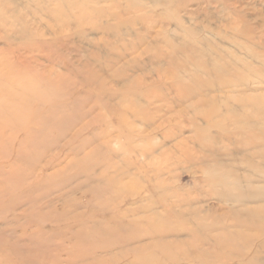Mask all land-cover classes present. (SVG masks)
Wrapping results in <instances>:
<instances>
[{
    "label": "rangeland",
    "instance_id": "374dc122",
    "mask_svg": "<svg viewBox=\"0 0 264 264\" xmlns=\"http://www.w3.org/2000/svg\"><path fill=\"white\" fill-rule=\"evenodd\" d=\"M0 1L5 2L4 5H0V181L5 182L7 184V189H9L5 192V196L0 198V202L3 200H10L13 203V205H9L8 203V210H0V231L5 232L7 237L6 239L0 237V242L6 240L8 243V246L0 245V264H20L18 258L11 251L13 248H18L24 252V254H35V262L39 264L41 260L53 258L49 253L47 256L43 257L42 254L43 251L46 250V247H49L53 253L57 252L56 257L55 254H53L56 264H73L69 263L70 260H74L70 259L67 253L71 251H74V253L78 252L79 248H77L75 242L82 236L81 241L87 240V243L92 248L104 249L102 253H98V259L96 258L99 260V264H149L150 261L155 259V256H162L161 249L156 248L157 245H155V250H151L150 248L148 251L144 252L129 251L127 248L123 250V243L117 242V240H120V237L114 234L116 232H113V235H110L108 238L105 237L101 239L99 235L91 231L92 229L90 226H93V224L88 223V220L84 223L89 227V230L83 228L81 223L71 219L74 215L86 214L89 210L97 208V210L101 209L105 212V220H103V222H108L111 220L110 217L112 216L108 209H112L115 205L116 196L109 198L102 197L99 199L96 193V183H87L81 187L82 190L72 194L69 191L70 186L61 185L60 179L62 177H72L79 171L77 170L76 163H79L81 167L94 165L102 156L101 154L100 156L92 155L87 158L96 150L94 149L96 146L88 142V140L93 137L95 131H91L81 138L72 141L71 146L62 148L71 138L68 134L70 125H72L76 115L81 114L85 105H96L95 113L87 118V121L95 122L96 127L97 125L99 127L103 125L104 122L109 121L117 123V118L116 116L113 118V115H108L103 111L104 107L102 102L106 104L108 98L104 97L103 100V97L99 96L100 85H87L85 90L79 92L77 96L70 97V92L67 90L69 87L68 85H60L56 88L49 87L46 83L42 84V82L39 81V75L36 73H34V76L33 73H26L25 75V72L21 73L20 71L18 74V72L12 73L9 71L15 68L11 65L14 61L13 51L17 50L23 53V44L26 40L21 34L24 23L12 18L11 15H13V12L20 14L22 20L26 21L34 30L39 32L40 38H36L38 42L45 41L52 43L56 41H66L67 47L59 53L64 56L67 61L78 66V78L75 79L73 76L71 77L74 82L77 80L85 84L87 75L82 72L81 64L89 63L95 67L97 73L104 75L103 78L109 76L106 78V80H109V87H117L120 78L112 73L106 74L103 70L106 59L115 55L106 46L110 44L118 46L120 52L129 47L127 51H123L127 56L126 63L121 67L124 74L135 78L140 77L145 82L149 83L150 81L152 82L153 78H157L159 70L163 72L161 77L162 82H157L156 86H152L151 89L149 87L148 89L152 92V101L154 100V95L160 93L161 90L165 92V98L168 97V101H166L168 103L165 104L164 102L159 105L162 114L155 115L152 123L157 122V125H159L161 122H164V118L166 117H168V121L164 122L160 130L152 132L151 129L149 130V128L146 127V124H143L140 119L136 118L135 108L131 104L137 99L141 104L146 105L145 98L141 96L142 92L146 91V89L142 87H133L130 92L126 93L128 94V99L122 103V108L127 122L136 124L134 126L132 125L133 130L139 131L137 134L144 131L146 133L145 135L142 133V136L148 137H146L144 141H136L134 143H129L125 139L120 140L119 143L115 142L113 144L114 152H112V164H115L119 172L127 169L128 163L131 164V174H134V176L132 175L129 177L131 180L127 178V181L130 182V186H128L130 189L128 188L126 194L128 197L134 195L146 197L148 193L145 194V192L149 189L151 184L148 177H151V180H153L156 178V171L159 170L165 173L163 179L168 180L170 183L171 181L173 182L172 184L174 185L171 184L172 187L180 184L186 188L191 198L185 195L181 197V200L184 199L185 201L195 202V206L202 207L201 209L204 210L202 213L207 212L211 217H215L216 219L224 218L223 221L225 224H221L223 222L219 223L220 226L217 224L216 227L218 230L207 239L202 236L204 234L203 232H201L202 235L200 234L194 237L190 228L198 230L200 226L196 223L189 226H186L182 222L166 224L163 228L169 231H178L179 237L189 243L184 249L168 251V255H175L179 252L178 256L182 257L189 249H192V252L197 251L199 246V249H203L211 255H217V258L213 257L205 258L203 261L200 260L198 262L199 264H243V261H239L237 258L235 261L231 262L230 260L235 258V256H231V252L232 255L233 253L238 254L242 252V250L244 252V250L247 249V245L249 247L250 244L251 246L254 244V248L259 246V242L253 243L251 238H249L248 241V237L258 234V228L261 226V221L264 218V200L246 204L247 207L251 209L257 208V210H261V212H259V217L258 215H249L245 213H239L237 215L234 213L237 205L233 202L222 200V197L216 193L221 187L219 184H215L219 181L218 177L212 179L211 175L204 174L200 171V167L196 162H190V158L197 159L201 152L207 149L202 147V144L208 143L205 141L206 135L201 136L192 131L189 121L190 118H194L200 125H206L207 122L211 121L221 122V126H216L209 130L208 136L210 139H215L219 144L216 146L227 149L229 153H233L234 156L238 158L247 156L248 150L251 149L248 139L250 136L253 137V135H258L259 132L254 130H241L239 125L229 120V117L234 116L231 115L232 110L243 113L241 106H245V110H254L256 107L255 96H258L264 107V67L261 76L245 71L243 66V63H248V66H253L255 69L256 66L260 65L258 64L257 58L251 53L250 46H253L254 49L261 53L263 55L262 59L264 60V40L256 39L254 40L256 45H253V41L248 40L247 36L239 35L231 31L226 20L228 13L240 10L246 14L247 20L254 28L264 31V0H227L229 3L228 7L222 6L220 2L213 4L205 3L202 5L191 3L189 5L188 10L194 12H192L194 14V20L191 21V24H189V22L186 23V27L199 30L200 37L207 38L221 50H228L232 55H236L239 62H236L234 65H237L238 71H240L237 76H240V80H242L241 83H245L243 85H247L244 88H238V93L234 95L228 94L227 97H225L226 94H219V97L222 96L223 98H219L217 101L202 107V111H204L197 114V116L193 115L194 110L189 107L190 105L187 107H180V104L176 101V92L173 85L176 83L178 69L177 67H171V69H169L170 67L168 64L172 62L173 52L168 44L170 42L179 44L178 41L181 33L179 31H177L178 33L174 32L177 28L175 23H167V14H165L162 7L156 3V1L160 0H145V4L148 6L147 13H138V11H133L131 13L126 12L125 9L127 8V4L124 2H121L119 8L112 7L107 4V2H103L101 5L105 8L107 7L113 16L121 13L123 20L118 21L106 15L97 17L96 20H93V23L89 20L85 22L83 26L78 25L72 17L69 18V21H65L64 24H61L42 4H38L36 0ZM76 1L78 2V0ZM161 1L165 2V0ZM80 2L81 4H85L84 0ZM51 6V8L56 7L55 4ZM187 14L190 13L186 11L181 15L184 20H188ZM161 21H165L166 24H162ZM163 25L167 27L169 33L162 34L161 26ZM106 27L112 28V31L106 35L97 31L99 28ZM119 34L123 35L121 39L117 37ZM100 39L103 41L93 44ZM234 42L245 44V47L249 50L232 45ZM123 44H125L124 47ZM159 54L161 55V59L158 57ZM31 56L42 60L45 65H48L43 59L45 57L44 54L32 52ZM206 58L210 60L208 57ZM227 59L231 60L230 57H227ZM179 60L182 62V60L186 59L181 55L179 56ZM55 68L62 73H66L65 69L60 67ZM187 69L190 72L193 70V68L189 66ZM259 77L262 78L259 79ZM202 78L208 81L207 83L216 80L214 77L209 78L204 75H202ZM244 80H249L250 82L246 83ZM38 81L41 84H39ZM32 83L33 89L28 91V93L32 92L34 89V91H36L39 88L38 91L35 93L33 91L31 94L32 97H30L31 95L28 93H26L27 95L21 94L22 87L26 84L32 85ZM70 84L74 85V83ZM74 86H70V88H74ZM244 89H246V93L243 91ZM90 90L93 92V97L91 98L88 97ZM13 92L15 93L14 95ZM168 92L172 95H168ZM33 95L39 97L40 100L43 98L46 101V108L52 107L58 102L63 104L66 103L65 109L58 108L59 110H55L56 112L53 114L44 113L41 110L43 103H40V100ZM32 98L35 99L32 100ZM117 102L121 104L120 101H116L113 104H117ZM170 108H173L175 113L169 112L173 110H170ZM176 110H183L184 114L178 118L176 116ZM100 113H102V119H105V121L101 123L98 121ZM213 114H216L215 116L220 115V117L213 119L210 117ZM163 115L164 117H162ZM239 120L241 119L239 118L238 121ZM238 121L236 120L235 122ZM45 122L54 123L59 128H53L52 130L45 129L42 131L41 126L45 125ZM262 127L264 128V123ZM166 133L178 136L179 140L185 139L190 148V152L188 154H183L184 152L182 149L173 148V143L175 144V142L169 143L168 140H165ZM114 135L115 133H113L112 137ZM115 140L116 136L114 141ZM168 148L170 149L167 154H155V157L153 156V158L148 161L149 164L142 167L132 166L138 154L146 151L152 152L154 149H163L160 151L162 153L164 150H168ZM81 149L82 151H80ZM16 150L21 151V158L17 157L19 151L17 152ZM2 156H4V158ZM223 158L226 157L223 156ZM11 161L13 165L10 164ZM46 163H52V166L44 170L42 174L37 173L39 181L42 183H34L32 180V172L38 171L40 167ZM9 166L13 167L10 168ZM16 169H21L24 173L27 194L13 201L17 194L14 189L18 187L15 188L16 185L14 184L18 185L19 183L16 182L22 178V172L19 173ZM168 170L170 172H168ZM244 173H246V170L241 168L239 174ZM248 174L251 175L252 173L249 171ZM83 179L84 178H81L80 181H83ZM211 180H214L212 182L213 185L207 182ZM0 193H2L1 190ZM60 194L61 196L58 197ZM68 199L78 201L80 207L74 205L71 206V208H65L64 203L65 200L68 201ZM51 201H54L55 206L53 208L47 206ZM237 209L239 210V208ZM213 222L214 221L209 220L206 224H212ZM114 228L116 227L113 225V231L115 230ZM225 228L231 233L232 231H234V233L237 231L241 234L239 235V233H237L239 237H237L236 234V236L233 235L235 240L229 239L231 233L228 234ZM145 229H149V226L145 227ZM132 231L133 229L129 230L127 233L130 235ZM23 232H28L29 235L34 233V235L39 236L31 237L33 239V241H31L30 238L27 239L21 236ZM225 232L229 236L226 235ZM225 236L228 237H226L228 240H225ZM236 237L238 239L241 237V239H239L240 241L237 240ZM204 240H206V242ZM223 240L226 242H223ZM232 242L238 245V249L240 250L237 251V248L235 250L237 246ZM230 243H232L233 247ZM227 244L230 245H228L229 248ZM230 247L234 249L231 248L230 250ZM220 252L223 253L220 254ZM227 255L228 257L226 258ZM263 255L264 254L261 253L262 264H264ZM227 259L230 260L226 261ZM93 262V257H89L86 262L81 261L76 264H92ZM186 264L188 263L186 262Z\"/></svg>",
    "mask_w": 264,
    "mask_h": 264
},
{
    "label": "bare ground",
    "instance_id": "6f19581e",
    "mask_svg": "<svg viewBox=\"0 0 264 264\" xmlns=\"http://www.w3.org/2000/svg\"><path fill=\"white\" fill-rule=\"evenodd\" d=\"M80 1L81 0H78V2L76 0H36L38 4L40 5L42 4L43 7H45L46 10L49 11V13L53 15L57 19V21H59L61 24H64L65 21H69V18L72 17L73 20H75L77 24L80 26H83L84 23L88 22L89 20L91 21V23H93V20H96L97 17L106 16V15L109 17H113L118 21L123 20L121 17V13L115 14L113 16V14L110 13L107 7L105 8L104 6L101 5L103 2H107V4H109L110 6L116 8H119L121 2H124L127 4V8L125 9V11L129 13L133 11H138V13H147V9H148V6H146L145 4L146 2L145 0H84L85 4H81ZM217 2L218 3L220 2V4H222V6L224 7L229 6L227 0H214V1L165 0V2L161 0L156 1V3L160 7H162V9L165 11V14H167L166 15L167 23L173 22L176 24L177 28L176 30H174V32L178 33L177 31H179L181 33V36L179 35L180 36L179 37L180 39L178 41L179 44H173L172 42L168 44V46L172 49L173 52L172 62L168 65L170 67L169 69H171V67H177L178 69V73L176 76V83L175 85H173L176 92V101L178 102V104H180V107H187L190 105L189 107L194 110V114H193L194 116H197V114H200L201 112L204 111V110L202 111V107H205L208 104L217 101L219 98L222 99L223 97L222 96L219 97L220 96L219 94H226L225 97H227L228 94H233V95L237 94L239 91L237 90L238 88H244L245 86H247V85H243L245 83H241L242 80H240V76H237L240 71H238L239 69L237 65H234L236 62H239V59L236 55H232L228 50L227 51L221 50L220 48L212 44L210 40H208L207 38L200 37L199 30L191 27H186V23L189 22V24H191V21L194 20L193 19L194 12L192 10H188V7L191 3L202 5L205 3L213 4ZM4 3H5L4 1L3 2L0 1V5L2 4L4 5ZM52 4H55L56 7L58 8L56 7L51 8ZM186 11L190 13L187 14L188 17L187 19L190 21L184 20L181 16ZM12 14H13L11 15L12 18H15L17 21L24 23L21 34L24 36V39L26 40L23 44L24 45L23 53L17 50H16L17 52L13 51L14 61L11 63V65L15 68L9 70L10 72L12 73L18 72L19 74V72L21 71V73L25 72V75L26 73L27 74L36 73L37 75H39L38 77L39 81L42 82V84L46 83V85H48L49 87L51 86L56 88L59 87L60 85H68L69 87L67 90L70 92L69 95L70 97L77 96L79 92L85 90V87L87 85H91V86L100 85L99 96L103 97V100L104 97L108 98L106 104L105 102H102L104 107L103 111H105L106 114L108 115L111 116L113 115L112 116L113 118H115V116L117 118V123H113V121H109V122H104L103 125H100L99 127L97 125L96 127L95 122L87 121V118L93 113H95L96 105H89V106L85 105L83 109L81 108L82 109L81 114L76 115L72 125H70L68 134L71 136V138L67 143H65L62 146V148L71 146L72 141L81 138L83 135L90 133L91 131H95V133L92 132L93 137L90 138L88 142L91 145H95L96 147L94 149L96 150H94L92 154L87 158L91 157L92 155L100 156L101 154L102 156L101 159L99 161H96L94 165L81 167L79 163H76L77 170L79 171L76 172V174L73 175L72 177L71 176L62 177L60 179L61 185L70 186L69 191L72 194L75 193L76 191L82 190L81 187H83L87 183L88 184L96 183L97 184L96 193L99 199H101L102 197L109 198L116 196L115 205L112 207V209H108L110 214L112 215L110 217L111 220H109L108 222H103V220H105V215H104L105 212L101 209L97 210V208L89 210L86 214L74 215L72 216L71 219L81 223L83 228L89 230L88 229L89 227H87L86 224L84 223L86 220H88V223L93 224V226H90L92 229L91 231L99 235L101 239L105 237L108 238L110 235H113L112 234L113 232H116L114 234L120 237V240H117V242L123 243L122 244L123 250L127 248L129 251L144 252V251H148L150 248L151 250H155V245H157L156 248L161 249L162 256L161 257L158 255L155 256V259L150 261L149 264H186V262L188 264H192L196 262L198 263L200 260L203 261L205 258H213V257L217 258V255H211L210 253L204 251L203 249H199V246L197 248L198 249L197 251L192 252L191 251L192 249H189L188 251H186L185 254L182 255V257L178 256L179 252L176 253L175 255H168L167 254L168 251L184 249L185 247L188 246L189 243L186 240H182L179 237L180 235L178 231H169L163 227L166 224H171L174 222L177 223L182 222L186 226L196 223L200 226L198 230L190 228V231L194 234V237L199 236L201 232H203L204 234L201 235L205 239H207L208 237H211L215 231L218 230L216 227L217 224L219 225L220 222H223L221 224H225V222L223 221L224 218L216 219L215 217H211L209 216V214H207V212L202 213V211L204 210L201 209L202 207H198L197 205L195 206L194 204L195 202L185 201L184 199L181 200V197L185 195L191 198L186 188H184V186L180 184H177L176 186L172 187L171 184L173 182L171 181L170 183L168 180L163 179L165 173L159 170L156 171L155 173L156 178H154L153 180H151V177H148V180L151 182V184L149 189H147L145 192V194L148 193L146 197H141L137 195L128 197L126 194L129 188L128 186H130V182L127 181V178L131 177L132 175L134 176V174H131L132 172V169L130 168L131 164L128 163L127 169L122 170L120 172L116 168L115 164H112L113 161L112 152H114L113 144L115 142L119 143L120 140L125 139L129 143H134L136 141L139 142L144 141V139L148 137V136H142V133L144 135L146 133L144 131H141V133L137 134V132L139 131L133 130L132 125L134 126L136 124L135 123L130 124L127 122V119L124 114V110L122 108V103H124L128 99V94L126 93L130 92V90L133 87H137V88L142 87L146 89V91L142 92L141 95L142 98L143 97L145 98L146 105L141 104L137 99H135V102L131 104L135 108L136 118L140 119V121L143 124H146V127L149 128V130L151 129L152 132L155 130L156 131L160 130L164 122L168 121V117H166L164 118V122H161V124L159 125H157V122L152 123L153 117L155 115L162 114L161 107H159V105L164 102L165 104L168 103L166 102L168 101L167 99L168 97L165 98V92L161 90L160 93L154 95V100L152 101L151 100L152 92L151 90L148 89L149 87L151 89L152 86H156L157 82H162L161 77L163 72H160L159 70L157 73V78L156 79L153 78L152 82L150 81L149 83L145 82L140 77L135 78L127 74H124L121 67H123L124 64L126 63L125 61L127 59V56L123 53V51H127L129 47L123 49V51L120 52L118 46L110 44L106 46L115 55L112 57H108L106 59L105 64L103 65V70L106 72V74L112 73L116 77L120 78L117 87L115 88L109 87V80H106V78L109 76L103 78L104 75L97 73L95 67H93L89 63L81 64L82 72H84L87 75L85 84H83V82H78L77 80L76 82H74L72 81L73 79H71V77L73 76V78L75 79L78 78L79 75L78 66L67 61L64 58V56H62L59 53L65 50V48L67 47L66 41H56L52 43H48L45 41L38 42L36 38H40L39 32L34 30V28H32L31 25L27 24L26 21L22 20L20 14H18L17 12H13ZM226 21L231 31L239 35L247 36L248 40L253 41V45L254 44L256 45V43L254 42V40L256 39L264 40V31L259 30L258 28H254L251 25V23L247 20L246 14H244L242 11L235 10L233 12L228 13ZM161 23L166 24L165 21H161ZM97 31H99V33L103 35H106L107 33L112 31V28L111 27L99 28L97 29ZM161 32L162 34L169 33L165 25L161 26ZM117 37L118 39H121L123 35L119 34L117 35ZM102 41L103 40L100 39L97 42H94L93 44H97ZM232 45L249 50L247 47H245L246 46L245 44L243 45V44H239L238 42H234V44ZM124 46L125 44H123V47ZM250 48H251L250 49L251 53L257 58L258 64L260 65L256 66V68L254 69L253 66L249 65L250 66L249 67L248 63H243L245 71H249L250 73L259 74L262 76V70L264 67V60L262 59L263 55L259 53L256 49H254L253 46L252 47L250 46ZM32 52H40L44 54L45 57L43 59L45 60V62H47L48 65H45L42 62V60L31 56ZM181 55L184 56L186 60H182L181 62L179 60V56ZM158 57L159 59H161L160 54L158 55ZM206 57H208L210 60H208ZM227 57H230L231 60L230 59L228 60ZM188 66L190 68H193V70H191L192 72H190L187 69ZM55 67L57 68L60 67L62 69H65L66 73L60 72ZM202 75L208 76L209 78L214 77V79L216 80L207 83L208 81L203 80ZM260 78L262 77H259V79ZM245 81L246 80H244V82ZM248 82L250 81L249 80L246 81V83ZM70 83H74V85L76 84L77 85L74 86ZM29 84H26L22 87L21 94L27 95L26 93H28V91H31L33 89L32 87L33 83L32 85ZM70 86L72 87L74 86V88H70ZM38 89L36 91H38ZM245 90L246 89H244L243 91L245 92ZM33 91L28 94L31 95ZM36 91H34V93ZM14 94L15 93L13 92V95ZM168 95L171 96L172 94H169L168 92ZM33 96H35V98L37 97L36 95ZM30 97H32V95ZM88 97L89 98L93 97V92L91 90L89 91ZM37 98L39 99V97ZM254 98L256 103V107L254 110L252 109L245 110L246 107L241 106L243 113L232 110L231 115H234L235 117L231 115H230L231 117H229V120L239 125V128L241 130H249V131L254 130L259 132L258 135H253V137L250 136V138L248 139V143L250 144L251 149L248 150L249 152L247 156L238 158L234 156L233 153L232 154L229 153L227 149L219 148L218 146H216L219 144L215 139L213 138L210 139V137L208 136L209 130L215 128L216 126L218 127L221 126L222 124L221 122L219 123V122L211 121V122H207L206 125H200L196 122L194 118H190L189 125H191L192 131L201 136L206 135L205 141H207L208 143V144H202L203 146L201 145L202 147H205L207 149H205L204 152H201L200 156H198L197 159L190 158V162L192 161L196 162L197 165H199L200 167L199 168L200 171L203 172L204 174L211 175L212 179L218 177L219 181H217L215 184H219L221 187L218 189V191H216V193L222 197L221 198L222 200L231 203L233 202L237 205V207H235L236 210L234 211V213H236L237 215L239 213L258 215L259 217V212H261V210H257V208L251 209L246 205L264 200V128L262 127L264 123V107L262 105V101L258 98V96H255ZM34 99L32 98V100ZM41 100L40 103H43L41 106L42 107L41 110L42 112L48 114L55 113L56 112L55 110L57 111L59 110L58 108L65 109L66 106V103L63 104L57 102L52 107L50 106L49 108H46L47 107V105L45 104L46 101L43 98ZM116 101H120L121 104L119 102H117V104H113ZM171 109L173 108H170V110ZM169 112L175 113V110L173 109L172 111ZM101 114L102 113L99 114V117L101 118V119L99 118L98 120L99 123L105 121V119H102ZM183 114H184L183 110H179L176 112V116L178 118ZM215 115L216 114H213L210 117H212L213 119H215L216 117H220V115L217 116ZM162 117H164V115ZM64 118L62 119L65 120ZM239 118L241 120L238 121ZM236 120L239 123L235 122ZM53 128L57 129L59 127L51 122L48 123L45 122V125L41 126L42 131L45 129L52 130ZM182 130L181 133L183 134ZM113 133H115V135L112 137ZM173 135L174 134L169 135L166 133L165 140H168L169 143L175 142V144L173 143L174 145L173 148L182 149V151L184 152L183 154H188L190 152L189 151L190 148L188 146V143H186L187 141H185V139L179 140L178 136L176 135L173 136ZM115 136H116V140L114 141ZM169 149L170 148H168V150H164L165 152L163 151L162 153L160 151H162L163 149H154L152 150V152L146 151L144 153H140L136 156L135 162L132 164V166L134 165L136 167L138 166L142 167L144 165H147L149 164L148 161H150L155 154L157 155L167 154L169 152ZM80 151H82V149ZM21 156H22L21 151H19L17 157L21 158ZM223 156H225L226 158H223ZM2 157L4 158V156ZM10 164L13 165L12 161ZM50 166H52V163H46L42 165L38 171L36 172L33 171L32 172L33 182L37 184L42 183L39 181V176L37 173L42 174V172L48 169ZM9 167L11 168L13 166H9ZM241 168L245 169L246 173L239 174V170ZM17 171L19 173L22 172L21 169ZM249 171L252 173L251 175L248 174ZM168 172L170 171L168 170ZM21 177L22 178H20L19 181L16 182L19 184L18 185L14 184L16 185L15 188L17 186L18 187L17 189H14L17 192V194L14 197L13 201L27 194V188L25 185V177L23 172L21 173ZM81 178H84L83 181H80ZM213 181L214 180L207 182L211 183L210 185H213L212 184ZM4 183L5 182L0 181V190L2 192L0 193V198L4 197L5 192L9 190L7 189V184ZM61 194L58 195V197H60ZM8 203L9 205H13V203L10 200L1 201L0 210H8ZM64 204H65V208H71V206L74 205L80 207L79 202L73 199H68V201L65 200ZM47 206L53 208L55 206L54 201H51V203L48 204ZM237 208H239V210ZM209 220L214 221L213 223L215 225L213 223L206 224L208 223ZM113 225L116 227L114 228L115 229L114 231L112 230ZM260 225L261 226L258 228L259 230L257 231L258 234L256 236L248 237V241L249 238H251L253 243L259 242V246L257 248H254V244L252 246L250 244L249 247L247 245V249L244 250V252L242 250V252L238 254L233 253V255L231 252V256H235V258L232 260L227 259L226 261L230 260L232 262L235 261V259L237 258L239 261L242 260L243 264H262L261 253L264 254V218L261 221ZM147 226H149V229H145V227ZM132 229L133 231L129 235L127 232ZM227 231L228 229L226 230V232ZM126 233L128 234V236ZM230 233L231 232L228 231V234ZM237 233L239 232L236 231V233H234V231H232L229 239L235 240L234 236L237 235V237H239V235L241 234L239 233L238 235ZM36 234H41V233H36ZM21 236L27 239L30 238L31 241H33L31 237H38L39 235H34V233L32 235H29L28 232H23ZM0 237L6 239L7 238L6 233L0 231ZM82 237L80 239L78 238L77 241L75 242L77 244L76 245L77 248H79L78 252L74 253V251H71L67 253L68 257L74 260V261L70 260L69 263L76 264L77 262H81V261L86 262V260L89 259V257H93V261H94L93 263L99 264L98 262L99 260H97L98 253L99 252L102 253L104 249L103 248L96 249L95 247L92 248L87 243V240L81 241ZM226 237L227 236H225V240L228 238ZM239 239H241V237ZM239 239L237 238V240ZM204 241L206 242V240ZM223 242L226 241L223 240ZM217 243L216 246L218 248ZM232 243L230 244L232 245ZM7 244L8 243L6 240L4 242H0L1 246H8ZM228 245L229 244H227V246ZM236 246L237 247L234 246L235 250L236 248L237 251L240 250L238 249V245ZM232 247H230V250ZM11 251L18 258L20 264L38 263L35 262L36 261L35 254L34 255L27 253L24 254V252H22L18 248L17 249L13 248L11 249ZM48 253L49 255H52L53 258H50L49 260H41L39 264H56L54 258L56 257L57 252L53 253L49 247H46V250L43 251L42 254L43 257L47 256ZM222 253L223 252H220V254ZM53 254H55V257ZM227 257L228 255L226 256V258ZM86 264H91V263H86Z\"/></svg>",
    "mask_w": 264,
    "mask_h": 264
}]
</instances>
